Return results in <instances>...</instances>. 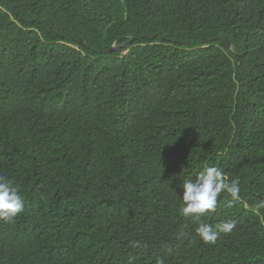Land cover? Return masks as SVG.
Returning a JSON list of instances; mask_svg holds the SVG:
<instances>
[{"label":"trees","instance_id":"trees-1","mask_svg":"<svg viewBox=\"0 0 264 264\" xmlns=\"http://www.w3.org/2000/svg\"><path fill=\"white\" fill-rule=\"evenodd\" d=\"M209 166L214 245L179 211ZM0 176V264H264V0H0Z\"/></svg>","mask_w":264,"mask_h":264},{"label":"clouds","instance_id":"clouds-1","mask_svg":"<svg viewBox=\"0 0 264 264\" xmlns=\"http://www.w3.org/2000/svg\"><path fill=\"white\" fill-rule=\"evenodd\" d=\"M181 187L180 215L200 221L195 228V234L202 243L214 245L222 234L228 235L235 229V220H225L212 225L201 218L215 211L218 197L222 193L230 197L227 207H233L239 202L238 179L228 180L221 168L209 166L200 170L194 180L193 178L184 180ZM24 208L25 201L20 195V189L12 181L0 176V221H14L22 214ZM156 264H164V259L157 257Z\"/></svg>","mask_w":264,"mask_h":264},{"label":"water","instance_id":"water-1","mask_svg":"<svg viewBox=\"0 0 264 264\" xmlns=\"http://www.w3.org/2000/svg\"><path fill=\"white\" fill-rule=\"evenodd\" d=\"M130 42H132V40H130ZM123 47H124V45L114 46V47L110 48V52L118 51Z\"/></svg>","mask_w":264,"mask_h":264}]
</instances>
